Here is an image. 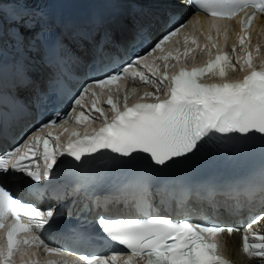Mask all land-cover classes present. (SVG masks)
I'll use <instances>...</instances> for the list:
<instances>
[{
    "label": "snow or ice",
    "instance_id": "6c2138e0",
    "mask_svg": "<svg viewBox=\"0 0 264 264\" xmlns=\"http://www.w3.org/2000/svg\"><path fill=\"white\" fill-rule=\"evenodd\" d=\"M163 2V13L136 8L120 14L121 28L131 31L127 47L132 53L125 60L119 59L125 42L112 27L111 17L58 20L41 10H14L10 31L0 27V48L7 40L14 52L9 62L0 58V264H233L221 254L218 237L237 232L242 233L243 252L264 261V232L253 228L264 221V214L240 228L174 220L149 211L154 199L172 193L170 185L157 183L158 170L191 161L201 152L235 154L255 137L264 141V45L252 42L264 0H178L194 13H203L207 17L203 21L193 14L181 19L177 0ZM233 22L239 31L228 52L223 49L228 47ZM160 23L163 30L151 37L153 26ZM137 41L145 45L139 51ZM197 49L207 52L206 61L191 67L183 63ZM237 71L239 77L229 78ZM79 76L85 82L73 93L71 83ZM137 80L154 91L129 103L127 84ZM136 91L131 89V94ZM53 97H67V109L55 111L19 143L3 147L12 124ZM65 134L67 141L61 144ZM41 147L45 167L33 170ZM104 152L112 154L110 161H101L105 171L78 179L73 189L84 190L92 204L78 206L72 200L69 218L76 210L80 226H69L66 233L73 246L90 243L93 237L83 226L96 212L94 223L104 240L122 250L69 259L64 247L51 246L44 237L62 215L56 205L22 199L5 181L23 179L31 194L41 198L40 182L52 187L58 157L71 158L70 175L80 178L87 172L86 159ZM109 176L118 182L103 196L91 190ZM242 190L250 201L259 193L264 203V172L243 189L202 187L191 195L218 193L236 200L239 209ZM52 191L57 199L66 198L62 187ZM109 199L126 201L145 214L135 218L100 214L101 204ZM40 249L50 258L41 261Z\"/></svg>",
    "mask_w": 264,
    "mask_h": 264
},
{
    "label": "bare ground",
    "instance_id": "6f19581e",
    "mask_svg": "<svg viewBox=\"0 0 264 264\" xmlns=\"http://www.w3.org/2000/svg\"><path fill=\"white\" fill-rule=\"evenodd\" d=\"M262 20H264V17H262ZM237 29V27L235 28ZM207 77H205L206 79ZM229 78H232V75L230 73ZM144 87V86H141ZM228 243L232 245V252H229L238 262V264H264V261L261 259H253L249 260L241 251L239 248V237L236 235H233L232 237H228L227 240Z\"/></svg>",
    "mask_w": 264,
    "mask_h": 264
}]
</instances>
